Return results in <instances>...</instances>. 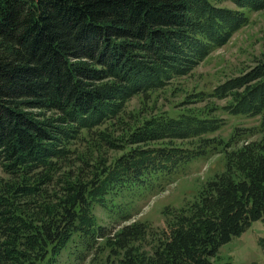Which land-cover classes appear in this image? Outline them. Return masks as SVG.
I'll use <instances>...</instances> for the list:
<instances>
[{
  "label": "trees",
  "instance_id": "trees-1",
  "mask_svg": "<svg viewBox=\"0 0 264 264\" xmlns=\"http://www.w3.org/2000/svg\"><path fill=\"white\" fill-rule=\"evenodd\" d=\"M245 10L264 0H0V264H85L95 250L96 264H214L264 218V59L210 94L231 115H262L255 140L186 145L219 129L216 106L129 110L226 45ZM211 149L223 171L167 209L165 227H120L136 200ZM98 206L117 231L99 225Z\"/></svg>",
  "mask_w": 264,
  "mask_h": 264
},
{
  "label": "rangeland",
  "instance_id": "rangeland-1",
  "mask_svg": "<svg viewBox=\"0 0 264 264\" xmlns=\"http://www.w3.org/2000/svg\"><path fill=\"white\" fill-rule=\"evenodd\" d=\"M245 12L249 18L248 23L226 45L211 53L196 66L189 76L183 77L180 82H174V86L167 90L156 93L151 100L134 99L129 110H137L136 114H139L140 110L144 109L145 113L139 114L140 116L161 113L180 116L201 114L200 110L205 106H216V109L212 110L210 114L219 120V129L204 134L201 138H196L191 142L185 140L186 145L199 146L202 143V138L225 140L226 142L234 139V143L257 139L259 136H252L248 130H258L256 128L262 123V115L255 117L231 115L223 109L224 100L220 101L210 96L216 86L230 77L238 76L249 67H253L258 60L264 59V11L245 10ZM196 92H207L209 95L203 96L201 99L204 101L202 102L188 96V94ZM241 133H244L243 137H237ZM215 152L216 150L213 149L206 151V155L181 167L178 173L172 176L170 181H164L162 187L157 188L155 193L136 200L133 204L131 218L125 223H121L120 227L135 221L149 223L154 227H165V211L167 209L180 208L194 201L205 184L217 173L223 171L225 167L224 155ZM120 154L121 150H118L110 152L109 155L111 157ZM120 205L125 204L120 202ZM95 214L99 218V225L106 227V232L111 233L116 224L112 223L106 211L98 206L95 209ZM120 227L116 226V231ZM100 245L98 244V246ZM96 252V250L86 252L88 259L85 264H96L94 261ZM67 256L65 252L62 256V263L67 259ZM213 263L264 264V218L254 222L244 233L222 246L213 259Z\"/></svg>",
  "mask_w": 264,
  "mask_h": 264
}]
</instances>
